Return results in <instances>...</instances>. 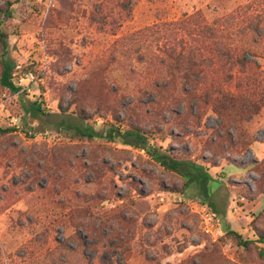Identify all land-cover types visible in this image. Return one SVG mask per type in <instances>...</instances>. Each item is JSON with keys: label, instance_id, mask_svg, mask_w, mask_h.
<instances>
[{"label": "rangeland", "instance_id": "374dc122", "mask_svg": "<svg viewBox=\"0 0 264 264\" xmlns=\"http://www.w3.org/2000/svg\"><path fill=\"white\" fill-rule=\"evenodd\" d=\"M0 18L19 87L0 49V110L37 131L0 132V264H264V103L239 125L216 109L220 90L264 98V0H0ZM193 47L210 59L191 96L172 50ZM82 123L140 128L207 176Z\"/></svg>", "mask_w": 264, "mask_h": 264}, {"label": "trees", "instance_id": "16d2710c", "mask_svg": "<svg viewBox=\"0 0 264 264\" xmlns=\"http://www.w3.org/2000/svg\"><path fill=\"white\" fill-rule=\"evenodd\" d=\"M7 5V9H9L11 13L13 9V2H7ZM260 23V20H256L254 24L259 27ZM2 25L3 21L0 18V49H2L3 55V70L1 74V83L4 86L9 87L12 91H15L16 89L19 90V87H16L12 81L13 65L9 60L5 58L7 54L8 36L5 33ZM208 29L212 31V28H210V26L208 27ZM211 35H214L213 31ZM194 49L198 52V47H193L189 52H176L175 50H172V60L174 62H181L184 65L183 72L186 75L183 79L184 85L190 87L189 94L191 96L194 95L196 85L202 77V70L199 69L200 65L209 64L207 63V60L210 59L208 57H202L200 56V54V58L197 59V52H194ZM243 60L244 58H240V61L244 66ZM219 93L221 101L219 102V104H217L216 109L218 110V113L222 114V111H227L230 118H232L231 122L236 125H239L242 121L248 120L249 117H252L253 115L257 114L261 109V105L264 103V98L252 99L251 97L246 95L243 97H237L222 90H220ZM24 106L27 111H34L37 115L44 113V110L42 109L41 103L39 101L32 102L30 106H28L25 102ZM1 112L4 117L10 116L8 113H6L7 116H5L4 111ZM9 130L10 128H8L6 125L0 124V132L5 133ZM24 131L30 136H34L37 133L36 128H34L33 126H27L26 128H24ZM76 134L78 136L86 137L89 139L103 138L113 142L120 141L123 144L140 147L143 150H146L149 154H151L167 169L182 174L188 184L190 183V181L193 180V171L200 173L198 184L204 181L203 179L205 177L202 176H207V172H203V167L201 165H198L194 160L178 158L170 149L162 150V146L152 147L148 142L149 140L147 135L140 128L130 127L126 130H121L116 124H112L109 128L105 130H96L92 126L82 123L81 125L76 127ZM204 193L209 194L206 191H204ZM263 195L264 191L261 192V196ZM212 212L215 214L216 217H218L219 213H217L216 211ZM261 213H264V209L261 210ZM225 232L227 235H230L235 238L237 243L240 245L248 246L250 243L253 242V240L251 239H245L243 235L236 230L229 229L225 230ZM255 241L261 244L259 247V255L264 260V234L259 235L258 239Z\"/></svg>", "mask_w": 264, "mask_h": 264}, {"label": "built area", "instance_id": "2783aa9c", "mask_svg": "<svg viewBox=\"0 0 264 264\" xmlns=\"http://www.w3.org/2000/svg\"><path fill=\"white\" fill-rule=\"evenodd\" d=\"M0 124H5L8 128L16 132H23L24 131V124L21 122L18 116L10 115L8 117H4L1 110H0ZM163 199V198H162ZM207 207V205H205ZM203 217L206 220L207 228L210 232L218 231L219 230V223L216 220V217L211 214L208 208H203Z\"/></svg>", "mask_w": 264, "mask_h": 264}, {"label": "crops", "instance_id": "0c3cea01", "mask_svg": "<svg viewBox=\"0 0 264 264\" xmlns=\"http://www.w3.org/2000/svg\"><path fill=\"white\" fill-rule=\"evenodd\" d=\"M251 147H253V149H258L260 146H257V144H254L253 146H251ZM250 149V148H249Z\"/></svg>", "mask_w": 264, "mask_h": 264}]
</instances>
